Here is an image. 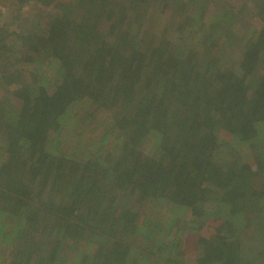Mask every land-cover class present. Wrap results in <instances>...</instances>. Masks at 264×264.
I'll return each instance as SVG.
<instances>
[{"label": "trees", "instance_id": "1", "mask_svg": "<svg viewBox=\"0 0 264 264\" xmlns=\"http://www.w3.org/2000/svg\"><path fill=\"white\" fill-rule=\"evenodd\" d=\"M12 1L0 264H264V0Z\"/></svg>", "mask_w": 264, "mask_h": 264}, {"label": "rangeland", "instance_id": "2", "mask_svg": "<svg viewBox=\"0 0 264 264\" xmlns=\"http://www.w3.org/2000/svg\"><path fill=\"white\" fill-rule=\"evenodd\" d=\"M239 1L240 0H232L233 3H238ZM30 9L32 10V8H30L29 3H15L12 0H0V26L6 24L9 29L11 28L12 30L16 31V29L19 28L18 22H21V20H24V17L26 15L28 16L29 12L31 11ZM32 12L34 13V15L38 14L37 10H32ZM27 16H26V18H27ZM258 22L259 21H256L255 24H257ZM16 23H18V24H16ZM231 41H232V39L229 41L221 40L218 43V45H220V48H222V47L225 48L224 53L227 50L229 52V54H232V49L230 48V44H228ZM226 46H227V48H226ZM241 46H242V43L240 41H238L236 44V47H235L238 56L240 55L239 51H240ZM218 49L219 48L217 47L216 50H218ZM201 52H202V50H201ZM132 53H133V51L129 50V52H127L126 54L122 53V55L117 56L116 61H115V63H113V65L118 64L117 61H119L120 59H121V61L124 59V60H127L128 62H130V55ZM119 57H120V59L118 60ZM234 61H235V59H233L231 62H229L227 64V67H231V66L233 67V65L237 66L239 64L238 62L236 63ZM1 71L4 72L3 69H1ZM119 71L116 70V72L113 73L115 75V78L117 77ZM261 71H264V69H262ZM254 73H256V72H254ZM261 73H263V72H261ZM2 75L3 76H1V79H0L1 84L2 83L8 84L10 82H13V80H11L8 75L6 76L3 73H2ZM115 78H112V80H115ZM9 102H12V100L10 101L9 94L7 92L1 91V88H0V117L3 113L2 109L9 106ZM256 186H258V185H256ZM252 187L254 188L253 190L255 191L256 188L254 187L253 183H252ZM249 193H251V192H249ZM249 201H250L249 205L247 204L246 206H247L248 210H250L251 213L257 212V211H260L262 213L264 212V205L260 206L259 204H257L256 199H254L253 201H251V199H250ZM149 215H150V213H149ZM180 224L182 227L184 224V220L180 221ZM211 232H212V230H209V232L207 229L204 230V233H207L208 235H210Z\"/></svg>", "mask_w": 264, "mask_h": 264}]
</instances>
